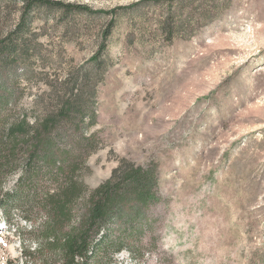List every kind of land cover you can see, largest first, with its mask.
Listing matches in <instances>:
<instances>
[{"label": "rangeland", "instance_id": "rangeland-1", "mask_svg": "<svg viewBox=\"0 0 264 264\" xmlns=\"http://www.w3.org/2000/svg\"><path fill=\"white\" fill-rule=\"evenodd\" d=\"M59 1L95 13H30L26 36L36 35L40 58L13 67L15 78L30 73L19 82V108L30 109L46 81L86 65L104 41L97 121L86 132L99 146L77 178L93 189L122 159L157 170L159 200L145 211L141 255L122 250L110 264H264V0H196L195 8L212 7V20L172 42L147 0ZM139 3L137 13L118 10L102 40L109 11ZM20 17V1L0 0V39ZM18 226L0 212V264H48L44 253L24 256L43 248L39 226Z\"/></svg>", "mask_w": 264, "mask_h": 264}, {"label": "trees", "instance_id": "trees-1", "mask_svg": "<svg viewBox=\"0 0 264 264\" xmlns=\"http://www.w3.org/2000/svg\"><path fill=\"white\" fill-rule=\"evenodd\" d=\"M18 1L21 17L0 39V212L8 227L18 226L19 221L32 229L39 226L37 240L43 248L24 251L27 258L44 253L48 264H110L125 250L133 260L141 255V236L151 227L145 211L159 200L156 167L122 159L109 179L93 189L77 178L99 146L97 135L86 132L97 121L96 86L102 80L106 43L101 41L83 67L46 81L48 91L38 94L30 109L18 106L19 82L30 73L15 78L13 67L20 58L28 65L40 58L39 44L33 41L36 35L26 36L30 13L36 8L63 15L95 12L59 0ZM195 1L147 0L145 5L162 11L156 26L163 39L172 42L177 36L187 39L212 20V7L195 8ZM141 5L112 8L111 18L101 26L102 40L111 35L122 15L118 10L137 13ZM8 70L13 75H7ZM13 176L11 189L2 191Z\"/></svg>", "mask_w": 264, "mask_h": 264}]
</instances>
